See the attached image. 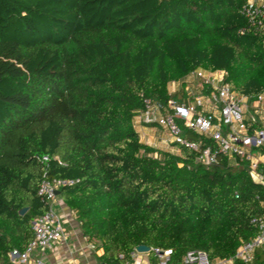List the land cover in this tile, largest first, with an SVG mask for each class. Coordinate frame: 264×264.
Segmentation results:
<instances>
[{"label":"trees","instance_id":"1","mask_svg":"<svg viewBox=\"0 0 264 264\" xmlns=\"http://www.w3.org/2000/svg\"><path fill=\"white\" fill-rule=\"evenodd\" d=\"M245 1L0 0V264L33 240L46 178L78 180L60 194L104 264H127L141 244L172 249V264L189 250L227 258L258 233L264 183L248 161L219 153L209 165L136 128L146 99L181 101L199 68L225 70L237 95L264 93V29L241 13ZM236 264H264V247Z\"/></svg>","mask_w":264,"mask_h":264},{"label":"built area","instance_id":"2","mask_svg":"<svg viewBox=\"0 0 264 264\" xmlns=\"http://www.w3.org/2000/svg\"><path fill=\"white\" fill-rule=\"evenodd\" d=\"M241 13L251 26L264 29V0H246L241 7ZM226 77L225 70L196 69L190 75L195 91L192 98L186 90L187 96L181 101L173 98L165 104L146 99L145 107L137 115L136 122L156 123L170 135L171 142L198 151L199 160L206 164H215L219 153L229 158L246 160L255 181L264 183V176L259 171L262 162L255 150L264 146V93L254 100L237 95ZM181 123L190 130L212 138L218 146L216 151L211 147L201 149L199 143L185 139ZM258 123H262L263 127L255 128ZM48 160L47 155L41 158L45 163ZM77 182L78 180L59 178H46L41 182L38 193L49 203V208L31 221L33 240L24 250L13 249L9 253L10 264H50L42 255L67 239L62 216L55 209L57 191ZM254 223L258 227V233L250 240L242 242L234 256L211 260L205 251L189 250L183 256L184 264L251 262L256 251L264 247V217L255 219ZM150 252L154 254L155 264H172V249L155 248ZM139 255L135 249L127 264H137ZM145 264H151L150 259Z\"/></svg>","mask_w":264,"mask_h":264},{"label":"crops","instance_id":"3","mask_svg":"<svg viewBox=\"0 0 264 264\" xmlns=\"http://www.w3.org/2000/svg\"><path fill=\"white\" fill-rule=\"evenodd\" d=\"M178 88L179 86L175 84L174 89L177 90ZM136 128L142 139L143 134L156 137L158 143H152L153 145L159 144L157 146L167 147L169 145L167 141H171L170 135L158 125L136 122ZM144 141L149 143L148 140ZM258 156L263 163L264 154L258 153ZM55 209L62 216L67 239L59 242L53 249L46 251L42 258L50 264H104L99 258L103 254V248L96 247L94 242L86 238L76 212L69 208L61 194L57 197ZM148 260L149 254L144 255V257L139 255L137 264H145Z\"/></svg>","mask_w":264,"mask_h":264},{"label":"rangeland","instance_id":"4","mask_svg":"<svg viewBox=\"0 0 264 264\" xmlns=\"http://www.w3.org/2000/svg\"><path fill=\"white\" fill-rule=\"evenodd\" d=\"M174 87H175V84L172 82V83L169 85V90H170V91H174V90H175ZM186 90L189 91L190 96H191V98H192V97H193L192 95L195 94V91H194V89H193L191 83L187 85ZM151 125H156V124L153 123V124H151ZM167 134H168V133H167ZM143 140H148V142L151 143V144H152V143H158V141H156V137L153 138V137L147 136L146 134H143ZM167 143L170 144L171 141L168 140ZM157 145H159V144H157ZM166 145H167V144H166ZM94 243H95L96 247L100 248V244H99V242H96V241H95ZM144 255L146 256L147 254H145V253L140 254L141 257H144Z\"/></svg>","mask_w":264,"mask_h":264},{"label":"water","instance_id":"5","mask_svg":"<svg viewBox=\"0 0 264 264\" xmlns=\"http://www.w3.org/2000/svg\"><path fill=\"white\" fill-rule=\"evenodd\" d=\"M57 194H60V191H57ZM29 210V208H23L20 210V214L24 215L27 211ZM137 252L140 254H148L151 251V248L145 244H141L136 248ZM105 264H118V263H105Z\"/></svg>","mask_w":264,"mask_h":264}]
</instances>
